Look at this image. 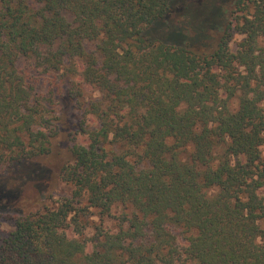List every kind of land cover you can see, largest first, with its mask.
Wrapping results in <instances>:
<instances>
[{
  "label": "trees",
  "instance_id": "16d2710c",
  "mask_svg": "<svg viewBox=\"0 0 264 264\" xmlns=\"http://www.w3.org/2000/svg\"><path fill=\"white\" fill-rule=\"evenodd\" d=\"M175 14L190 39L151 35ZM63 103L71 194L13 211L0 264H264V0H0L4 171Z\"/></svg>",
  "mask_w": 264,
  "mask_h": 264
},
{
  "label": "rangeland",
  "instance_id": "374dc122",
  "mask_svg": "<svg viewBox=\"0 0 264 264\" xmlns=\"http://www.w3.org/2000/svg\"><path fill=\"white\" fill-rule=\"evenodd\" d=\"M198 3L200 0H189ZM218 1V0H217ZM221 1V0H220ZM180 15L173 16L169 28L158 34L167 41H183L190 39L192 35V27L183 23ZM209 28H207L208 32ZM210 34V33H209ZM180 36V37H178ZM214 35L206 37L201 41L204 47H210L213 43ZM242 36L237 35L235 40H240ZM195 44V42H194ZM200 44V45H201ZM232 108L236 107V103L232 101ZM59 117L60 131L59 134L52 139L50 150L44 155H40L34 159L30 166L20 171H4L5 168L0 167V210H10L8 213H0V235L9 231L13 227V211L20 208L35 209L39 205H54L64 195H70L72 187L61 181L59 172L62 166L71 159L69 151L70 133L76 124V118L71 110L70 105H59L57 108ZM264 158V150L262 152ZM92 213L88 218V225L85 229V236L90 237L94 233V227L101 224L105 229L115 230L117 221L113 218H103L101 221L98 211L91 209ZM121 207L113 209L114 215H120ZM90 249V246H88Z\"/></svg>",
  "mask_w": 264,
  "mask_h": 264
}]
</instances>
